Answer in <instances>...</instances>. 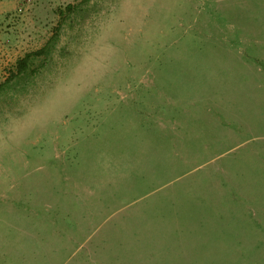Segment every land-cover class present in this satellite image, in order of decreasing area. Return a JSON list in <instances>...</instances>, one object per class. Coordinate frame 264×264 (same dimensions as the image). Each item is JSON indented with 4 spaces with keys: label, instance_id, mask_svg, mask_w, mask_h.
I'll return each mask as SVG.
<instances>
[{
    "label": "rangeland",
    "instance_id": "1",
    "mask_svg": "<svg viewBox=\"0 0 264 264\" xmlns=\"http://www.w3.org/2000/svg\"><path fill=\"white\" fill-rule=\"evenodd\" d=\"M53 36L0 95V264H264V0H0V85Z\"/></svg>",
    "mask_w": 264,
    "mask_h": 264
},
{
    "label": "trees",
    "instance_id": "2",
    "mask_svg": "<svg viewBox=\"0 0 264 264\" xmlns=\"http://www.w3.org/2000/svg\"><path fill=\"white\" fill-rule=\"evenodd\" d=\"M67 10H70L71 12L74 11V7L72 5H69ZM57 40L56 36H53L48 43L40 50L30 52L25 57L18 60L16 64V71L13 72L12 76L7 79L4 83L0 85V95L3 92H7L9 89H12V81L13 80H26L27 77L31 75L32 72V65L34 63V60L37 57L41 56H49L52 48L54 47L55 41Z\"/></svg>",
    "mask_w": 264,
    "mask_h": 264
},
{
    "label": "crops",
    "instance_id": "3",
    "mask_svg": "<svg viewBox=\"0 0 264 264\" xmlns=\"http://www.w3.org/2000/svg\"><path fill=\"white\" fill-rule=\"evenodd\" d=\"M36 249H29L28 250V253H30V258H28V263L27 264H35L36 262H37V260H36V255L34 256V251H35ZM28 253H26V252H24L23 254L24 255H28ZM38 264V263H37Z\"/></svg>",
    "mask_w": 264,
    "mask_h": 264
}]
</instances>
